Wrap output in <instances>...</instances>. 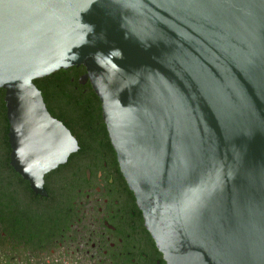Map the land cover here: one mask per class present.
<instances>
[{
    "label": "water",
    "instance_id": "95a60500",
    "mask_svg": "<svg viewBox=\"0 0 264 264\" xmlns=\"http://www.w3.org/2000/svg\"><path fill=\"white\" fill-rule=\"evenodd\" d=\"M74 66L168 264H264V0H0L13 162L35 189L78 145L34 80Z\"/></svg>",
    "mask_w": 264,
    "mask_h": 264
},
{
    "label": "flooded vegetation",
    "instance_id": "af4514ba",
    "mask_svg": "<svg viewBox=\"0 0 264 264\" xmlns=\"http://www.w3.org/2000/svg\"><path fill=\"white\" fill-rule=\"evenodd\" d=\"M80 71H70V87L92 92ZM5 96L0 88V264H168L123 174L100 100H75L88 113L63 114L44 99L78 148L35 189L13 162Z\"/></svg>",
    "mask_w": 264,
    "mask_h": 264
},
{
    "label": "trees",
    "instance_id": "16d2710c",
    "mask_svg": "<svg viewBox=\"0 0 264 264\" xmlns=\"http://www.w3.org/2000/svg\"><path fill=\"white\" fill-rule=\"evenodd\" d=\"M74 69H81L80 72H84L86 68L84 66H74L66 70L56 71L55 76L34 80V83L42 90L48 106L59 109L63 114L88 113L89 105L75 100L98 98L94 90L90 93H85L86 89L76 92L70 87L69 75L71 74L70 71Z\"/></svg>",
    "mask_w": 264,
    "mask_h": 264
}]
</instances>
